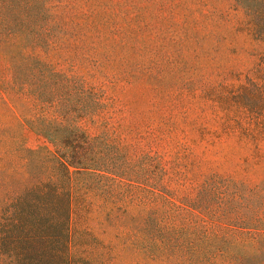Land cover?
<instances>
[{"label": "rangeland", "instance_id": "1", "mask_svg": "<svg viewBox=\"0 0 264 264\" xmlns=\"http://www.w3.org/2000/svg\"><path fill=\"white\" fill-rule=\"evenodd\" d=\"M40 1L52 19L38 55L100 98L77 120L86 135L139 162L141 175L156 163L184 208L210 174L264 183V25L251 30L250 19L264 17V0ZM6 68L0 60V165L18 167L23 149L53 148L26 125L35 108L10 90ZM114 190L75 200L70 264H181L149 256L144 194Z\"/></svg>", "mask_w": 264, "mask_h": 264}, {"label": "trees", "instance_id": "2", "mask_svg": "<svg viewBox=\"0 0 264 264\" xmlns=\"http://www.w3.org/2000/svg\"><path fill=\"white\" fill-rule=\"evenodd\" d=\"M251 12L255 30L264 17ZM46 13L40 0H0V60L10 90L32 100L35 112L25 123L53 148L23 149L20 166L0 165V264H70L75 200L117 196L115 187L141 192L149 202L151 258L264 264V183L210 174L185 208L172 203L152 174L156 163L141 175L139 162H127L104 137H89L77 125L102 104L82 76L58 71L38 55L51 38Z\"/></svg>", "mask_w": 264, "mask_h": 264}]
</instances>
